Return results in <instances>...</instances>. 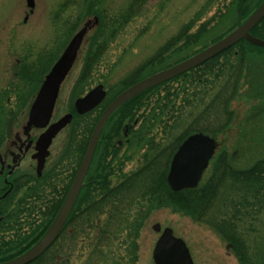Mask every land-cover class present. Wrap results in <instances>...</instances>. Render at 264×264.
<instances>
[{"label": "rangeland", "instance_id": "rangeland-1", "mask_svg": "<svg viewBox=\"0 0 264 264\" xmlns=\"http://www.w3.org/2000/svg\"><path fill=\"white\" fill-rule=\"evenodd\" d=\"M131 1L92 0L91 2L99 3L98 7L106 9L107 16L115 17L124 12ZM232 1L147 0L142 9L108 43L102 58L93 68L92 78L84 86H75L88 41L96 29L92 15L82 16L87 8V0H34L32 12L27 7L26 0H0V88L2 91L3 88L8 89L10 97H14L10 103L14 108L18 107V99L16 98H18L17 93H20L23 96L20 105L24 106L31 95L34 96L37 93L36 91L31 94L35 87L38 88L41 85L45 74L59 58L72 36L84 24H88L91 31L89 30L90 32L85 38L86 41L81 46L75 63L62 84L56 106L57 113L60 116L73 111L75 100L83 97L98 84H102L107 91L108 95L104 102L107 99L109 101L111 100L110 91L114 93L118 84H121L127 76L144 61L151 58L168 41L176 37L181 28L190 20L194 21L190 33H194L201 24L209 22L208 33L202 34V39L206 44L222 36L235 22L233 15L222 18L223 15H226ZM256 1L258 0H249V6H255ZM78 18L79 24L71 32ZM185 40L184 36L177 45L171 44L167 48L169 51L165 50L164 52L165 59L157 60L155 66L157 68L163 67L184 56L185 52L174 53L173 50L177 46L185 50ZM194 47L195 45H193ZM238 51L239 48L237 47L233 49L232 53L236 54ZM38 57H41V63L37 66L36 76H32L34 81H28L25 85L22 82L24 81L23 78L26 80L29 78L26 77L25 73L22 75L26 71L22 70L21 67L24 65L27 67L33 65L34 67ZM247 57L250 59V61L246 60V64L249 62V66L243 70L240 80L241 87L235 99L230 103L229 110L232 112L230 115L233 119L228 128L216 137V152L226 149L232 156L235 166L240 168L248 167L257 159L264 157V51H253ZM230 58L234 59L233 55ZM41 65H43L42 68ZM47 66L49 67L47 68ZM31 69L32 72L35 70ZM19 71L20 73L16 76L15 72ZM19 78H22V81ZM209 81L213 83H201L188 87L179 80L178 82H169L167 86H164L165 90L169 89L170 93H173L172 99L176 94L178 97L170 103L171 105L174 104L175 108L174 113H172L173 118L164 120L166 124L163 123V125L153 129V136L151 137L155 148L160 149L169 145L175 137H179L188 128L190 123L195 121L219 89L220 82H216L214 76L209 77ZM151 98V101H155L154 95ZM184 98L187 100L184 101ZM5 108L9 109L8 106ZM99 114L100 111L92 112L90 115L80 118H76L75 115L76 119L73 123L74 129L77 131L75 139L86 135L88 137L90 133L87 134L88 129L90 127L91 131ZM227 116L226 114V118ZM204 117L207 119V123L204 122ZM223 118L225 115L219 120L223 121ZM126 119L119 121V117L115 116L110 120L104 135L107 138L104 142L105 147L102 146L98 151L97 163L102 158L101 155L104 150L108 151L106 147H110V144H115L117 138H121L122 133L120 132L116 137L113 135L115 129L122 126ZM217 119L218 116L212 115L210 117V112H205L202 119L194 123L192 127L196 129L204 122L206 128H215L219 125L216 122ZM140 126L141 121L137 123L136 128L139 129ZM111 136L114 138H112L113 140H110ZM185 138L180 141L168 158L166 177L171 159ZM110 148L113 149L112 155L105 157H107L106 162H113L115 166V171L112 173L113 182L123 179L137 170L143 164V154L147 151L145 147L131 149V147L125 146L120 150L113 146ZM109 158L118 161H108ZM210 166L209 163L200 182L205 180ZM221 204L216 203L213 212L220 213L219 219L228 218L229 214L223 213L226 210ZM231 209L228 207L227 211L231 212ZM155 224H159L161 229L170 227L173 234L186 243L193 264H240L235 254V243L233 244L232 241L210 225L197 222L190 216L173 212L168 207L153 210L145 220L138 239L137 264H153L152 251L160 235L152 228ZM237 229L243 234L251 249L253 246L262 245L264 242V210L260 213H252L243 221H239Z\"/></svg>", "mask_w": 264, "mask_h": 264}, {"label": "trees", "instance_id": "trees-1", "mask_svg": "<svg viewBox=\"0 0 264 264\" xmlns=\"http://www.w3.org/2000/svg\"><path fill=\"white\" fill-rule=\"evenodd\" d=\"M91 1L87 0V8L82 16L92 15L93 18L97 19V26L88 41L75 86H84L92 78L93 68L102 58L108 43L142 9L147 0H132L127 9L115 17L107 16L106 9H101L98 7L99 3H92ZM248 3L249 0H233L231 2L230 8L222 18L233 15L235 17L233 26L209 44H206L202 39V34L208 33L209 22L201 24L194 33H190L194 23L193 20H190L181 28L176 37L168 41L151 58L144 61L127 76L121 84H118L114 93L110 91V98L112 99L135 82L188 59L222 39L237 26L239 21H244L258 6H249ZM262 22L260 21L251 32L253 35L264 39V30L261 28V31L259 28ZM78 24L79 18L74 23L71 32ZM184 36L186 38L185 50L177 46L176 51L173 50V52H185V55L172 63L157 68L155 66L156 61L165 57V50L167 51L171 44L177 45ZM193 45H195L194 48ZM237 47L239 51L236 54L232 53L233 49ZM259 50L264 51L259 46L241 40L198 67L142 92L112 114L107 126L115 116L119 117V121L126 118L137 119V123L141 121L134 142L136 148L145 147L147 151L143 154V164L122 179L118 188L123 193L81 194L80 200L82 201L79 200L77 203L80 215L75 218L72 264H137L138 239L141 228L153 210L163 207L190 216L197 222L206 223L232 241L233 244L235 243V254L240 264H264V242L262 245L253 246L251 249L243 234L237 229L239 221H243L252 213H260L264 210V157L257 159L248 167L240 168L235 166L228 151L221 149L212 158L205 180L200 182L196 188L175 192L169 189L166 182L168 158L183 138L193 132H203L216 139L228 128L233 119L232 112L229 110L230 103L235 99L241 87L240 80L243 70L249 66V62L246 64V60L250 61L247 56L251 55L253 51L259 52ZM232 55L235 60L230 58ZM221 58L223 60H220ZM40 63L41 57H38L34 67L33 65L24 66L27 78L36 76L37 66ZM42 64L44 65L43 62ZM31 68L35 70L32 72ZM29 71L30 73H28ZM212 76L216 82H220L219 89L195 121L190 123L188 128L179 137H175L169 145L160 149L155 148L151 137L153 136V129L163 125L164 120L173 118L172 113H174L175 108L174 104L171 105L170 103L178 97L176 94L172 99L173 93H170L169 89H167L168 91L165 90L164 86H167L169 82H178L179 80L188 87L201 83L207 84L208 82L211 84L213 82L209 81V77ZM162 92H164L163 95H161ZM153 95L155 101H151ZM193 96L195 95L193 94ZM186 100L184 98V101ZM141 110L143 111L141 112ZM205 112H210V117L212 115L218 116L216 122L219 125L215 128H206L204 122L207 119L204 117L203 124L194 129L192 125L202 119ZM226 114L228 115L227 118ZM223 115H225L223 121L219 120ZM87 127L89 126L87 125ZM88 131H90V127ZM216 203L219 205L222 203L221 206L226 210L223 213L229 214L228 218L219 219L220 213L213 212ZM228 207L232 208L231 212L227 211ZM69 248L67 244H58V252L65 256L68 255ZM50 263L48 262V264ZM64 264L71 263L65 262Z\"/></svg>", "mask_w": 264, "mask_h": 264}, {"label": "flooded vegetation", "instance_id": "flooded-vegetation-1", "mask_svg": "<svg viewBox=\"0 0 264 264\" xmlns=\"http://www.w3.org/2000/svg\"><path fill=\"white\" fill-rule=\"evenodd\" d=\"M263 1L258 0L255 5H260ZM261 21L263 22L259 28L264 30V18ZM24 66L21 69L25 71ZM20 71L15 72V75L18 76ZM19 79L22 81V78ZM23 80L25 85L28 81H34L32 78L27 80L23 78ZM39 87H35L31 94L38 91ZM17 94L18 107L14 108L10 105L11 99L14 97H10L8 89L3 88L2 91L0 88V262L13 260L29 251L56 219L67 193L72 187L93 130L87 132V134L90 132L88 137L86 135L75 139L77 131L74 129V120L77 117H86L92 112L100 111L101 114L116 96L109 102H101L92 111L84 115L75 114L73 104V111L59 116L56 107L48 126L44 128L32 126L24 132L29 109L36 94L31 95L24 106L20 105L23 96L20 93ZM6 106L9 109L5 108ZM66 114H71L70 122L50 140L48 147L43 149L42 146L38 145V142L43 139V135L49 126ZM107 127L106 124L99 136L77 199L61 230L49 246L27 264H48V262H51L50 264L70 262L72 264L75 218L80 215L77 203L81 194L123 193L118 188L122 179L113 182L112 173L115 171V166L113 162H106L107 157L105 156L112 155L111 146L116 147L117 150L125 146L131 147V149L136 148L134 141L138 131L136 128L137 119L130 120L127 118L122 126L115 129L113 137L118 136L120 132L122 133L121 138H117L115 144L106 147L108 151L104 150L101 155L102 158L97 163L98 151L102 146L105 147L104 142L107 138L104 135ZM113 137L111 136L110 140ZM110 160L118 161L113 158H109L108 161ZM163 229L160 227L157 232L161 235ZM59 243L67 244L70 247L67 256L58 252Z\"/></svg>", "mask_w": 264, "mask_h": 264}, {"label": "water", "instance_id": "water-1", "mask_svg": "<svg viewBox=\"0 0 264 264\" xmlns=\"http://www.w3.org/2000/svg\"><path fill=\"white\" fill-rule=\"evenodd\" d=\"M26 5L30 9V12H32L34 0H26ZM263 17L264 1L244 21H239L237 26L230 33L216 43L208 46L206 49L196 53L188 59L134 83L119 93L98 117L72 187L69 193H67L56 219L43 237L29 251L13 260L0 262V264H27L38 257L57 236L77 199L82 180L92 159L94 149L103 127L115 110L133 97L199 66L241 40L264 48V40L250 33L252 28ZM96 20V18H93L95 27L97 26ZM89 30L91 31L90 26L84 24L76 31L57 61L44 76L30 106L28 119L25 125L26 130L24 132L28 131L32 126L37 128L48 126L56 108L59 91L75 63L81 46L86 41L85 38L90 32ZM105 95L106 92L103 90L102 85H97L92 88L83 97L75 100L74 108L76 113L83 115L91 111L104 99ZM70 120L71 114H66L56 123L50 125L48 130L44 133L43 139L38 142V145L46 149L50 140L64 128ZM216 147V140L202 132L193 133L185 138L177 148L170 162L167 174V183L170 189L173 191H180L197 187L204 171L208 167L209 161L215 153ZM152 228L155 232L160 230L159 224L153 225ZM152 259L153 264H193L185 242L181 238L175 237L171 228L163 229L153 248Z\"/></svg>", "mask_w": 264, "mask_h": 264}]
</instances>
